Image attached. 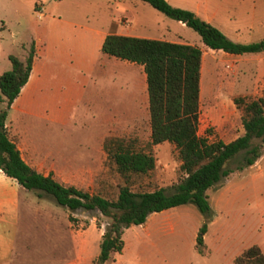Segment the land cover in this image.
<instances>
[{
  "label": "rangeland",
  "instance_id": "1",
  "mask_svg": "<svg viewBox=\"0 0 264 264\" xmlns=\"http://www.w3.org/2000/svg\"><path fill=\"white\" fill-rule=\"evenodd\" d=\"M37 1L44 5L41 18L36 17L34 10ZM134 2H138L137 7ZM249 4L258 11L254 22L264 25V0H249ZM125 9H138V17L131 20ZM122 13L133 27L131 33L161 37L169 26L183 40L200 48L204 46L194 29L181 25L143 0H0V73L11 67L8 55L23 58L35 37L51 42L53 35L60 32L65 40H70L72 31L61 29L64 20L83 23L87 19L95 22L98 19L102 22L112 15L117 21ZM128 20L123 17L121 22L127 24ZM118 26L125 31L129 27ZM248 39H264V28L249 32ZM203 48L197 131L207 141H228L243 132L241 108L234 98H256L264 91V51L227 54ZM139 66L101 52L97 63L87 73V83L80 95H75L65 85L60 89H45L42 93L23 90L15 105L29 106L40 115L6 108L9 137L35 169L39 166V170L52 172L65 184L73 179L76 186L109 197L116 196L121 178L102 149L103 139L116 136L132 140L135 148L150 151L155 157V166L139 176L132 189L163 187L171 191L182 176L178 151L173 142H150L147 109L142 104L147 98L146 81ZM66 72L71 74L72 69L67 67ZM4 106L0 101V108ZM241 156L238 152L226 165L239 172L236 166ZM51 163L58 165L55 171L50 169ZM262 163L264 165V160ZM67 178L70 179L65 182ZM260 188L261 193L256 195L258 201L264 199V178ZM206 193L212 207L209 214H202L192 203L157 211L149 218L151 234L140 225L127 228L122 235L124 251L102 264H189L184 260L191 258L192 240L203 222L208 233L220 228V238L213 243V254L207 264H234L232 255L241 247L252 242L264 244V215L257 209L250 213L241 197L236 206L226 203L231 195L227 175ZM64 208L52 197L38 196L34 190L23 187L19 194L20 218L14 256L18 257L25 248L33 254L40 247L65 248L67 239L60 240L53 232H73L77 238L78 232L90 222L95 231L99 227L104 229L108 221L97 210L79 209L66 216ZM227 213L234 214L228 222ZM211 220L213 225H210ZM158 223L162 228L157 229ZM99 243L100 240L93 242L89 251L99 252Z\"/></svg>",
  "mask_w": 264,
  "mask_h": 264
},
{
  "label": "trees",
  "instance_id": "2",
  "mask_svg": "<svg viewBox=\"0 0 264 264\" xmlns=\"http://www.w3.org/2000/svg\"><path fill=\"white\" fill-rule=\"evenodd\" d=\"M143 1L194 29L203 44L211 49L233 54L264 51V39L248 42L233 40L189 8L173 5L169 0ZM100 49L109 55L143 65L150 142H173L180 159L182 176L171 191L163 187L132 189L136 179L155 166V157L150 151L135 148L132 140L116 136H106L102 143L106 157L121 178L115 197L65 184L51 173L43 174L29 165L15 141L9 137L5 120L6 108L10 107L28 79L35 56L34 43H30L23 58L9 54L11 67L0 73V101L5 103L0 108V168L25 189L34 190L38 196L48 195L71 211L97 210L107 217L95 258L97 264H102L122 249L124 228L143 223L152 212L192 203L202 214H209L211 207L206 190L232 170L226 165L228 161L238 152L242 153L236 166L242 169L255 161L264 144V91L256 98H234L241 108V134L228 141H207L199 136L197 124L202 59L199 46L108 32ZM205 231L206 222H203L195 237L199 251H202ZM233 261L234 264H264V253L258 244L253 243L238 253Z\"/></svg>",
  "mask_w": 264,
  "mask_h": 264
},
{
  "label": "crops",
  "instance_id": "3",
  "mask_svg": "<svg viewBox=\"0 0 264 264\" xmlns=\"http://www.w3.org/2000/svg\"><path fill=\"white\" fill-rule=\"evenodd\" d=\"M169 2L173 5L189 8L195 11L202 18L219 27L228 37L236 41L248 42L249 32L259 31L264 28L262 23L254 22L253 18L258 14V11H255L254 5L250 6L249 0H169ZM137 3L138 2H134L133 4L137 7ZM125 13H128L131 20H135L138 17V9L132 11L130 9H125ZM125 13H122L117 21H114V16L112 15L109 16L108 20H103L102 22L96 18V22L87 19V21L83 23L73 20H64V26H62L61 29L68 28L73 33V37L68 41L67 39H64L60 32L53 35L51 42H46L41 38L35 37L32 41L35 46V56L33 58L28 79L21 87L19 94L12 101L9 108L22 114L40 115L39 112L34 111V109L29 108V106H20L21 103L15 105L14 101L19 95H21L20 93H22L23 90H32L35 93H42L45 89H60L65 85L66 88L69 91L74 92L75 95L83 93L88 79L87 73L93 69L100 57V53L102 52L100 47L105 35L108 32H115L140 36L136 33H131L130 30H132L133 27ZM123 17L129 21V27L126 31L118 29V24L126 25L121 22ZM178 22L181 25H185L182 21ZM165 32L168 35L163 34L161 37L153 38L190 43L179 37L176 31L171 30L169 26H167ZM203 47L211 49L206 45ZM203 47H201L202 54L204 50ZM124 60L133 65L138 64L140 65L139 67L143 69L142 64L126 59ZM66 66L69 67V69H72L71 74H67ZM143 80L146 81L145 72L143 74ZM142 104L147 109L148 115V95L147 98L143 99ZM17 147L19 150L21 149L19 145H17ZM21 156L23 157L22 152ZM263 160L264 147H262L261 154L252 164L239 169V172H235L234 169H232L227 174L229 192H231V195L226 198V203L230 204V206H236V204H239V199L241 197L245 200V205H248L250 213L253 212V209H257L260 215H264V199H261L260 201L256 200V195L261 193L260 186L264 178ZM25 161L29 165H33L27 160ZM55 166L58 165L51 163L50 169L55 171ZM38 167V171L43 174L51 173L54 177L52 172L39 170ZM66 168H72V166L66 165ZM68 179L70 178H67L66 180L64 179V181L67 182ZM69 183L76 186L73 179L69 180ZM22 188L23 187L15 178L6 175L0 168V264H97L95 258L99 252L91 253L89 251V246L96 240L99 241L101 239L104 229L99 227L98 230L94 231L92 222H90L82 231L78 232L79 235L77 238H75L73 232H53V235H57L56 238L60 240L67 239L68 242L66 241L65 248L40 247L34 254L25 248L18 257L14 256L15 241L20 218L19 194ZM64 209H66V216L69 215V212H75L66 207ZM154 213L156 212L150 213L143 223L134 225H140L147 234H151L150 227L152 223L149 222V218ZM228 215L226 217L227 222L229 221V218H234V214L229 215V217ZM213 223L214 222L211 220L210 225H213ZM129 227L124 228L123 233ZM158 228H162L159 223L157 225V229ZM219 229L220 228L209 233L205 231L206 233L203 235V244L205 246L202 248V251H199L195 245V237L197 233L194 234V239L192 240V256L191 258L189 257L184 260V262L189 264H207V261L211 259V255L213 254V243L220 238ZM253 243L256 242H252L251 244ZM258 245L264 253V244ZM124 246L125 245H123L120 251L114 252L111 257L113 258V255L116 253H122L124 251ZM248 246L249 245L241 247L237 253L232 255L231 260Z\"/></svg>",
  "mask_w": 264,
  "mask_h": 264
},
{
  "label": "built area",
  "instance_id": "4",
  "mask_svg": "<svg viewBox=\"0 0 264 264\" xmlns=\"http://www.w3.org/2000/svg\"><path fill=\"white\" fill-rule=\"evenodd\" d=\"M44 5L41 1H37L34 3V10L36 11V17L37 18H41L42 17V9H43ZM126 25H129V23H127Z\"/></svg>",
  "mask_w": 264,
  "mask_h": 264
}]
</instances>
